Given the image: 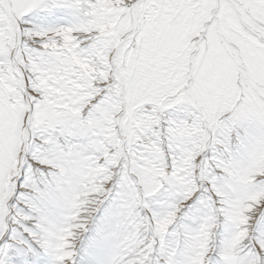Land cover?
Returning a JSON list of instances; mask_svg holds the SVG:
<instances>
[{"label": "snow or ice", "instance_id": "1", "mask_svg": "<svg viewBox=\"0 0 264 264\" xmlns=\"http://www.w3.org/2000/svg\"><path fill=\"white\" fill-rule=\"evenodd\" d=\"M0 264H264V0H0Z\"/></svg>", "mask_w": 264, "mask_h": 264}]
</instances>
